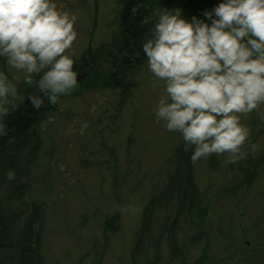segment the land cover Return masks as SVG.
<instances>
[{"label": "rangeland", "instance_id": "rangeland-1", "mask_svg": "<svg viewBox=\"0 0 264 264\" xmlns=\"http://www.w3.org/2000/svg\"><path fill=\"white\" fill-rule=\"evenodd\" d=\"M58 6L77 17L75 62L90 49L98 63L79 68L76 88L18 153L0 155V264H20L29 219L41 264H264V123L247 119L257 150L244 159L193 164L178 134L154 120L144 64L119 86L108 81L120 0Z\"/></svg>", "mask_w": 264, "mask_h": 264}, {"label": "clouds", "instance_id": "clouds-1", "mask_svg": "<svg viewBox=\"0 0 264 264\" xmlns=\"http://www.w3.org/2000/svg\"><path fill=\"white\" fill-rule=\"evenodd\" d=\"M76 21L58 0H0V138L25 101L40 109L76 88ZM143 23L150 27L139 47L156 90L155 122L178 134L193 164L213 155L235 164L254 153L246 121L254 115L264 123V0H216L190 17L162 6Z\"/></svg>", "mask_w": 264, "mask_h": 264}, {"label": "trees", "instance_id": "trees-1", "mask_svg": "<svg viewBox=\"0 0 264 264\" xmlns=\"http://www.w3.org/2000/svg\"><path fill=\"white\" fill-rule=\"evenodd\" d=\"M216 0H120V11L117 13L119 28L116 36H119L120 42L115 43L112 47V64L114 69L107 73L108 81L121 84L122 72L126 73L129 70L139 69L141 64L145 63V58L140 51V42L148 35L149 24L143 23L146 18L151 15L154 8L157 7H179L182 9L186 17L192 14H197L203 10L211 8ZM129 55V57L117 59L119 53ZM122 57V56H120ZM97 60L88 49L82 57L75 62L74 70L80 71L79 68L85 66H96ZM110 64V67H112ZM25 94L33 91L26 85L20 86ZM50 109H55V104H49L47 101L40 109H33L27 101L16 111L12 112L6 118L5 124L9 135L0 139V155L10 153H18L25 144L26 138L33 125L39 123L46 112ZM11 138V139H9ZM178 151V148H176ZM10 162L5 166L14 169V157L9 158ZM1 164V163H0ZM1 207V203H0ZM1 223V220H0ZM6 233V228L0 224V237ZM35 233L33 230V221L29 219L28 224L22 230L18 239V260L20 264H41V255L33 250V241Z\"/></svg>", "mask_w": 264, "mask_h": 264}]
</instances>
